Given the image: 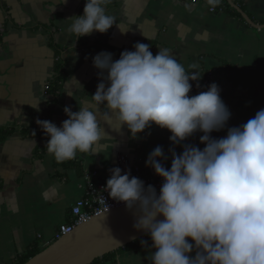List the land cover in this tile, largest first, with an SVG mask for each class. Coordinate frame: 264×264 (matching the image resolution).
<instances>
[{
	"label": "crops",
	"instance_id": "0c3cea01",
	"mask_svg": "<svg viewBox=\"0 0 264 264\" xmlns=\"http://www.w3.org/2000/svg\"><path fill=\"white\" fill-rule=\"evenodd\" d=\"M231 1L255 25H264V0ZM84 4L0 0V132L11 130L0 138V264H11L36 246L46 247L82 196L85 171L110 176L117 156L124 155L140 159L142 168L153 174L146 160L157 146L167 157L164 167L170 169L173 145L167 130L153 125L132 139L115 118L105 120L103 106L96 111L105 135L92 153L57 162L47 152L48 137L36 120L59 127L67 119L65 107L75 112L91 101L101 82L92 64L97 54L111 53L115 61L136 43L148 44L153 55L166 48L189 74L196 71L200 78L192 82L189 95L215 83L231 115L224 129L210 134L214 139L264 109V26L252 27L237 11L242 21L221 7L212 12L206 0H111L106 12L126 31L113 25L105 34L78 39L67 32V20L82 15ZM58 63L62 69L57 92L49 89L45 94ZM201 135L193 134L174 151L179 155L186 146L202 150ZM153 251H123L98 264H149Z\"/></svg>",
	"mask_w": 264,
	"mask_h": 264
},
{
	"label": "clouds",
	"instance_id": "9594fccd",
	"mask_svg": "<svg viewBox=\"0 0 264 264\" xmlns=\"http://www.w3.org/2000/svg\"><path fill=\"white\" fill-rule=\"evenodd\" d=\"M221 2L206 0V5L214 9ZM110 3L85 0L82 15L67 20V32L79 39L105 34L113 25L121 30L106 12ZM133 49L115 61L108 52L92 58L101 82L77 111L64 108L67 119L59 127L36 120L48 137L47 152L57 162L92 153L105 135L97 118L100 106L105 120L115 118L132 139L153 125L167 130L173 145L170 169L162 163L167 157L160 146L146 160L162 180L159 192L130 178V172L121 174L119 167L110 169L103 189L110 199L135 210L133 228L146 233L154 249L149 264H264V109L229 128L223 138H211L231 115L218 86L212 83L189 95L192 82L200 80L196 71L189 74L166 48L156 55L148 44L136 43ZM197 132L203 149L186 146L177 155L175 146Z\"/></svg>",
	"mask_w": 264,
	"mask_h": 264
},
{
	"label": "water",
	"instance_id": "95a60500",
	"mask_svg": "<svg viewBox=\"0 0 264 264\" xmlns=\"http://www.w3.org/2000/svg\"><path fill=\"white\" fill-rule=\"evenodd\" d=\"M252 27L255 25L231 0H225ZM125 205L104 211L77 225L24 264H91L147 234L133 228L138 216ZM157 219H160L159 217Z\"/></svg>",
	"mask_w": 264,
	"mask_h": 264
},
{
	"label": "built area",
	"instance_id": "2783aa9c",
	"mask_svg": "<svg viewBox=\"0 0 264 264\" xmlns=\"http://www.w3.org/2000/svg\"><path fill=\"white\" fill-rule=\"evenodd\" d=\"M213 12L214 9H211ZM48 86L45 89L47 94ZM115 167L121 169V174L130 172L131 177H137L143 181L145 187L152 185L157 192L162 184V180L154 173H147L141 166L140 159L134 160L124 155H118ZM114 167V168H115ZM110 176L102 175L98 171H85L83 174L82 196L71 206L69 221L57 227L52 239L47 243L60 238L64 234L72 232L79 224L87 221L93 216L100 215L104 211L124 205L116 202L108 197V193L104 191L106 181ZM46 245V246H47Z\"/></svg>",
	"mask_w": 264,
	"mask_h": 264
},
{
	"label": "trees",
	"instance_id": "16d2710c",
	"mask_svg": "<svg viewBox=\"0 0 264 264\" xmlns=\"http://www.w3.org/2000/svg\"><path fill=\"white\" fill-rule=\"evenodd\" d=\"M217 7H221L224 8L228 13L232 14L233 16L239 18L242 21V18L240 17V15L233 9L231 8L227 2L225 0H222L221 4ZM264 23V21H262ZM61 69H62V65L61 64H57L56 66V76L54 81H52L51 84L48 85V90L51 89V91H55V93L57 92V85H58V81L61 78ZM11 130H7L4 131L2 130L0 132V138H4L6 137L8 134H10ZM39 133V132H38ZM41 133V132H40ZM142 241L144 242V245L142 246ZM151 247V240L149 238L148 235L135 240L129 244H127L126 246H124L123 248H119L116 251H113L111 253H108L100 258L95 259L91 264H98L102 261H108L111 259H114V257L116 255H118L119 253L123 252V251H130V250H139V249H145V248H149ZM42 249L40 247H34L31 251H29L28 253L18 257L16 259V261H14L11 264H24L26 261H28L31 257L35 256L36 254H38Z\"/></svg>",
	"mask_w": 264,
	"mask_h": 264
}]
</instances>
